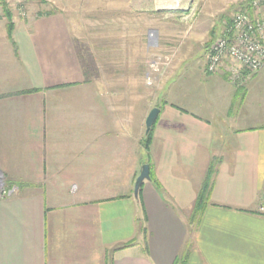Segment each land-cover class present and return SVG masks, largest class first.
Masks as SVG:
<instances>
[{"label":"crops","instance_id":"1","mask_svg":"<svg viewBox=\"0 0 264 264\" xmlns=\"http://www.w3.org/2000/svg\"><path fill=\"white\" fill-rule=\"evenodd\" d=\"M179 4L0 20V264H264V69L208 73L225 26Z\"/></svg>","mask_w":264,"mask_h":264},{"label":"built area","instance_id":"2","mask_svg":"<svg viewBox=\"0 0 264 264\" xmlns=\"http://www.w3.org/2000/svg\"><path fill=\"white\" fill-rule=\"evenodd\" d=\"M251 13L238 12L226 25L224 33L207 49L206 70L216 73L224 64H229L234 76L256 73L264 68V0H250ZM157 71V66H155ZM151 80L147 77V84ZM16 192L7 188L0 175V200ZM257 214L264 216V199L257 207Z\"/></svg>","mask_w":264,"mask_h":264},{"label":"rangeland","instance_id":"3","mask_svg":"<svg viewBox=\"0 0 264 264\" xmlns=\"http://www.w3.org/2000/svg\"><path fill=\"white\" fill-rule=\"evenodd\" d=\"M107 1L108 0H6V4L9 10L13 14H15L17 17L21 16L19 18H28L31 15L33 17L36 14V12L61 10L67 17V20L70 22L72 18H74V15H71L74 9L73 6H77L79 2H80V7H79L80 18L82 21L85 20L87 21V18L93 17L94 15H96L97 17H101L102 14L104 13L103 12L104 3H106ZM179 1L180 4L177 5L178 7L176 8H185V9L189 8V12H191L192 10L194 11V13L199 14L201 17H206V14L210 15L211 16L209 18L210 24L214 28H216L215 32H218L217 27L220 28L221 25L226 27V25L230 22L233 15L238 12H241L242 8H245L250 3V0H179ZM88 11H90V13ZM171 12H175L176 14L175 17L177 18L180 17V13H181L180 10L177 9ZM1 19H3V21H6L0 10V20ZM216 24L219 25L216 26ZM214 34L216 35V33ZM190 39L191 38H189V40ZM215 39H213V41ZM213 41L211 39L209 41L208 46H210L213 43ZM164 62L168 64L169 60H166ZM147 77H149L151 80L150 75H148ZM147 77H146V83H147Z\"/></svg>","mask_w":264,"mask_h":264},{"label":"trees","instance_id":"4","mask_svg":"<svg viewBox=\"0 0 264 264\" xmlns=\"http://www.w3.org/2000/svg\"><path fill=\"white\" fill-rule=\"evenodd\" d=\"M0 10L2 12L3 17L6 19L7 36L10 39L11 33L13 31L12 12L9 10V8L6 4V0H0ZM241 12H247L250 14L251 10H250L249 4L245 8H242ZM55 13H57L56 10H52V11H47L45 13H39V16L40 17L41 16H50V15H54ZM151 131H152V129H151ZM151 131L149 132V134H147L144 137V139L142 141V148L145 152L146 157H147L150 142H151ZM150 177H151V174H150ZM211 188H212V184L210 183V176H209L205 180L203 188L201 189V191L199 192V194L197 196L196 205L193 209L192 217L190 219V223L192 225H194L197 222L198 218L200 217V215L204 209V205L210 197ZM140 192H141V188L138 191V195H137L138 197H139Z\"/></svg>","mask_w":264,"mask_h":264},{"label":"water","instance_id":"5","mask_svg":"<svg viewBox=\"0 0 264 264\" xmlns=\"http://www.w3.org/2000/svg\"><path fill=\"white\" fill-rule=\"evenodd\" d=\"M158 114H159L158 108H153L149 112V114L145 120V135L149 134V132L151 131L153 125L155 124V122L157 120ZM149 180H150V168H149V165L145 164L141 167L139 175L135 179L134 187H133L134 197H137L138 191L141 188L143 182L149 181Z\"/></svg>","mask_w":264,"mask_h":264},{"label":"bare ground","instance_id":"6","mask_svg":"<svg viewBox=\"0 0 264 264\" xmlns=\"http://www.w3.org/2000/svg\"><path fill=\"white\" fill-rule=\"evenodd\" d=\"M162 6V5H161Z\"/></svg>","mask_w":264,"mask_h":264}]
</instances>
